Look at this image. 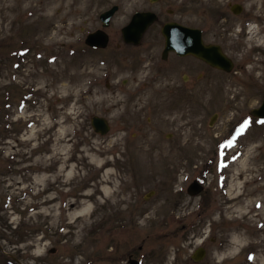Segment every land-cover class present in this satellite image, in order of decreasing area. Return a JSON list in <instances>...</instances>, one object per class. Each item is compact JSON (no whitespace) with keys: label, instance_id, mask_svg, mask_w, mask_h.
<instances>
[{"label":"rangeland","instance_id":"374dc122","mask_svg":"<svg viewBox=\"0 0 264 264\" xmlns=\"http://www.w3.org/2000/svg\"><path fill=\"white\" fill-rule=\"evenodd\" d=\"M114 4L109 46H87ZM142 10L209 27L206 40L224 42L236 70L204 78L189 58L164 64L159 82L150 63L134 78L115 48ZM167 88L188 94H161ZM263 93L264 0H0V264H127L132 250L146 255L143 264H198L199 204L208 194L214 205L217 152L237 148L221 139ZM94 115L110 120V132L93 129ZM240 145L245 164L234 162L229 177L235 195L252 196L223 220L256 233L264 230V208L254 210L264 200V125ZM203 173L207 187L189 194Z\"/></svg>","mask_w":264,"mask_h":264},{"label":"flooded vegetation","instance_id":"af4514ba","mask_svg":"<svg viewBox=\"0 0 264 264\" xmlns=\"http://www.w3.org/2000/svg\"><path fill=\"white\" fill-rule=\"evenodd\" d=\"M231 9V7L229 6ZM158 15L157 21L149 27V29L146 31V33L143 36L142 41L138 45H134L132 43H126L122 40L117 46L116 50L118 51V54L120 57L124 60V68L125 70H129L130 75H132L134 78H137L139 75H142L144 73V65L146 63L155 64L156 67H152L153 70H155V74H152V81L153 82H159L160 80V74L158 73V70L162 71V67L166 66L164 64H167L170 69H175L176 67H179L181 60H187L189 58H193L197 60L200 63V68L202 69V76L205 78L206 75H210L211 78H215L217 74H231L236 70V62L232 56L229 55L227 50L225 49V43L221 40H213V41H207L206 36L208 35V29L207 26L199 27L203 31V36L206 41V43H213L220 45L222 49L230 56V58L233 61V70L231 72H228L224 69L218 68L216 66H213L204 60H201L197 57H194L192 55H186L182 56L179 55L177 52H168L167 55L164 57V50L166 47L165 38L162 32L163 26L165 23L177 19L167 18L166 15L170 16H176L177 12H156ZM180 23H183L180 20H177ZM185 24V23H183ZM188 25V24H185ZM191 26V25H188ZM193 27V26H192ZM151 35L154 37V40L148 41L144 40L145 37H151ZM161 47V50L160 48ZM170 60H174L172 65L170 66ZM162 62L163 64L159 65L158 63ZM158 64V65H157ZM188 75H185V78H187ZM170 80V79H169ZM173 83V82H171ZM175 84L173 83V86ZM165 90V89H164ZM163 90V91H164ZM176 89H170L167 88L166 91L162 92L161 94H167L172 93L173 95L177 96L181 95L184 96L188 93L183 91H178ZM177 92V93H176ZM176 93V94H175ZM235 160H240L239 158H235ZM231 167V166H230ZM226 169L225 171L218 172L215 170L213 173L215 174V183H216V192H215V198H214V205L210 206L208 205V202H210V198L208 197V194H204L202 196V200L200 202V209L204 208L203 213L201 212L200 216V223L202 224L200 233H199V246L203 250L204 254L202 259L198 262V264H212V261L210 260V246L212 243L216 244V247L213 251V256L216 257L215 263L217 264H228L231 261H234L233 264H264V230H259L256 233L250 232L247 228V226L240 227L238 225H232V226H226V221L223 220V217L230 215L233 216L232 211H236L238 207H236L238 202H246V200L251 197L250 192L243 190V198H240V194L235 195L234 194V187L231 183L230 175H229V169ZM259 182H263L264 178L263 175L258 178ZM208 182L206 174L203 175L202 179L200 180V183L202 184V187L206 186V183ZM246 186V185H244ZM244 188V187H243ZM239 197V198H238ZM258 206L256 204L254 205V210L259 211L260 208H264V200L261 198H256ZM236 204V205H235ZM207 206V207H206ZM211 218H214L215 222L211 221ZM207 220H210V228H206ZM260 222L264 223V220H259ZM246 228L248 231L246 232L249 236L248 238L241 239L240 236H242L241 229ZM241 232V233H240ZM259 235H263L262 240L253 241L250 238L258 237ZM238 239L242 242H238ZM119 247V243L114 242L113 244H110L109 249H113L114 252ZM142 249L143 247L140 246ZM136 251H130L128 254V257L125 258L127 261V264H143L146 262V255L140 256L141 252L136 257ZM144 257V259H143ZM123 258L119 260L120 262H123ZM260 260V261H259ZM125 262V261H124ZM2 264H11L10 259L7 258L4 262H1Z\"/></svg>","mask_w":264,"mask_h":264},{"label":"water","instance_id":"95a60500","mask_svg":"<svg viewBox=\"0 0 264 264\" xmlns=\"http://www.w3.org/2000/svg\"><path fill=\"white\" fill-rule=\"evenodd\" d=\"M154 1L158 0H153V2ZM118 8L119 7L115 5L110 10L102 13L101 19L105 27L110 24V20ZM232 10L235 13H239L242 7L238 4H234ZM155 19L156 14L152 11H140L135 13L130 23L122 29L124 40L135 44L139 43L144 32ZM163 33L166 36V54L169 51H176L181 55L193 54L214 66L224 67L230 70L232 65L231 60L220 46L206 45L202 38L201 30L172 22L165 25ZM86 42L94 47H106L109 42V35L104 30L99 29L90 33L86 38ZM253 113L264 118V101L259 108L253 110ZM92 125L97 132L103 135L107 134L110 130V124L105 117L94 116L92 118ZM189 191L191 194H198L201 191V187L199 184L193 183ZM203 254L204 252L202 249H197L193 254V258L201 260Z\"/></svg>","mask_w":264,"mask_h":264},{"label":"bare ground","instance_id":"6f19581e","mask_svg":"<svg viewBox=\"0 0 264 264\" xmlns=\"http://www.w3.org/2000/svg\"><path fill=\"white\" fill-rule=\"evenodd\" d=\"M254 28L255 27H251V29H250V32L251 33H254ZM245 161L246 160H244V158H242V160H240L239 162H241L240 164H245ZM107 180V179H106ZM103 190H104V192L106 193V194H109V188L108 187H103Z\"/></svg>","mask_w":264,"mask_h":264}]
</instances>
